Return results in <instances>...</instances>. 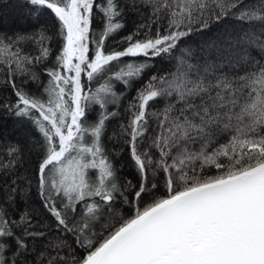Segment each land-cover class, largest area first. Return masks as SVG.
Here are the masks:
<instances>
[{"label":"snow or ice","instance_id":"snow-or-ice-1","mask_svg":"<svg viewBox=\"0 0 264 264\" xmlns=\"http://www.w3.org/2000/svg\"><path fill=\"white\" fill-rule=\"evenodd\" d=\"M12 6L48 16L56 30L0 33V75L13 98L0 108L37 134L35 186L46 214L26 200L17 211L18 189H11L0 204V264H264V0ZM126 8L140 22L110 49L108 40L127 27ZM229 18L252 27L217 48L222 63H191L187 40ZM28 45L36 55L25 52ZM155 60L175 61V71L144 80ZM141 80L126 123L108 137L114 149L127 148L133 183L120 176L121 153L109 150L105 137L126 99L117 86ZM19 151L9 147L11 159L0 168H14ZM30 187L31 180L22 200Z\"/></svg>","mask_w":264,"mask_h":264},{"label":"trees","instance_id":"trees-1","mask_svg":"<svg viewBox=\"0 0 264 264\" xmlns=\"http://www.w3.org/2000/svg\"><path fill=\"white\" fill-rule=\"evenodd\" d=\"M14 2L15 0H0V33L8 35L16 33H32L39 29L42 25L49 28V35L54 33L56 28L48 16H40L39 19L34 16H26L21 10L12 6ZM245 2L247 3L249 0H245ZM132 3L133 0H121L122 6L125 4L131 5ZM125 11V21L127 27L120 31L118 35L113 36L108 40V46L110 49L116 48V41H118L120 37L131 32L135 24L140 22V18L136 14L135 9L126 8ZM93 27L96 29L101 27L100 18L94 20ZM250 27L252 26L249 24H243L235 19L229 18L219 25H213L211 30L206 33L193 35L186 42L191 47L193 52V59L190 62L195 64L198 61L202 62L207 59L209 61L222 63L217 48L224 44L230 36L233 38H239V36L242 35V32ZM52 46L54 53L55 51H58V41L54 40ZM244 47L247 48L257 59L260 58L254 45L247 44L244 45ZM25 52L31 55L37 54L35 46L33 45L26 46ZM52 59L54 60V55ZM153 63L155 66L146 71L144 80H146L148 76L157 72L164 73L175 71V61L172 63H165L161 60H155ZM47 64L48 66H51V62H47ZM35 70L39 72L41 71V67L37 66ZM225 70L228 69L225 68ZM42 79L46 80L47 77L43 76ZM3 80L4 76L0 75V102L7 103L12 101L13 98L10 87L2 83ZM144 80L134 83L131 89H125L122 85L117 86V91L123 92L126 99L123 100V104L118 108L119 116L117 118H113L108 123V135L105 137V143L108 149L121 153L115 158L117 167L121 169L120 176L131 180L133 183L137 182V175L135 169L132 167V161L129 158L127 148L121 145L114 149L113 146L116 144V141L115 139L109 141L108 137L112 136L114 132L118 134L119 125L121 123H126L125 109L127 108L129 100L135 96L136 89L143 84ZM17 83H19V81H17ZM93 87H95V85H93ZM29 89L31 91H36V86L29 85ZM162 106L163 101L157 105V107ZM109 110L111 111L113 109L110 107ZM94 118V114L90 116V119ZM36 135L37 134L33 132L32 126L27 120L18 118L0 108V163L7 162V160L11 159V157L7 155L9 147L15 146L20 149V151L16 154L17 163L14 168H0V204L6 201L7 197L11 194V189L15 187L18 189V193L15 196L16 203L14 206L17 211H21L25 208L26 200L30 208L35 209L40 213L41 217H44L46 214L40 205V200L37 196L35 186V173L37 160L39 158V153L34 145V138ZM193 147L198 148L199 145H194ZM29 180H31V187L28 194L25 195L22 200L21 195L26 188H29ZM144 200L145 202H148V197H145ZM117 208L125 216H130L132 214L131 209L127 205L121 208L118 204ZM48 219L51 218L49 217ZM55 235L56 234L53 233V236ZM80 254L83 253L81 252Z\"/></svg>","mask_w":264,"mask_h":264}]
</instances>
